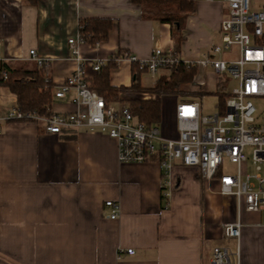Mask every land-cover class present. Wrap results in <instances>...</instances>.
Wrapping results in <instances>:
<instances>
[{
    "label": "crops",
    "instance_id": "1",
    "mask_svg": "<svg viewBox=\"0 0 264 264\" xmlns=\"http://www.w3.org/2000/svg\"><path fill=\"white\" fill-rule=\"evenodd\" d=\"M194 3L181 29L183 59L204 54L225 13L220 2ZM101 17L113 25L97 47L81 46L85 59H145L156 46L175 47L171 25L131 0H0V63L38 70L29 59L34 49L49 60L41 74L54 91L77 67L67 40L77 35L79 19ZM132 67L116 63L110 85L130 88ZM84 72L92 81V68L86 64ZM142 73L140 86L151 88L155 81L145 85ZM140 95L129 90L119 98ZM74 96L72 90L53 96L52 112L75 111ZM162 97L160 129L176 138L175 104ZM15 104L14 94L0 86V264H211L215 247L228 249L234 264H264V210L238 208L234 197L218 193L216 181L204 182L195 168L178 162L166 175L156 157L121 163L115 141L98 132L81 127L49 134L40 122L7 121L5 111ZM107 200L120 204L115 219ZM234 221L241 224L238 239L222 233L223 224Z\"/></svg>",
    "mask_w": 264,
    "mask_h": 264
},
{
    "label": "built area",
    "instance_id": "2",
    "mask_svg": "<svg viewBox=\"0 0 264 264\" xmlns=\"http://www.w3.org/2000/svg\"><path fill=\"white\" fill-rule=\"evenodd\" d=\"M205 1L222 3L225 13L218 29L219 42L208 44L200 58L183 59L172 47L156 46L145 59L132 54L111 56L106 60L85 59L81 46L97 47L99 43L90 44L78 31L75 37L67 40L69 56L76 60L77 67L53 91L54 98H63L74 91L72 102L77 109L70 113L52 112L45 118L35 112H23L15 104L6 109L4 119L40 122L49 134L81 127L98 132L115 141L117 160L121 163H142L156 157L166 175L173 163L178 162L195 168L204 182L216 181L218 193L234 197L238 208L241 205L249 212L264 210V111L259 114L256 105L264 101V0L260 6L256 0ZM233 48L237 58L222 60L216 57ZM29 59L40 69L50 66L49 60L34 49L29 50ZM110 60L115 64L126 60L152 77L158 72L162 76L170 75L179 66L196 68L198 72L191 84L196 90L205 86L211 76L214 91L205 93L218 96L217 110L203 115L197 97L176 102L177 137L167 138L159 124L147 126L131 112L128 104L107 103L90 87L84 66L87 64L97 72ZM231 80L236 81V86L228 90ZM218 88L220 91L216 90ZM141 94V98L150 97L147 93ZM248 148L251 149L253 173L249 172ZM225 164L234 166V172H226ZM104 205L110 210L109 218L119 216V202L107 200ZM164 208H168L167 202ZM240 228L239 221L227 222L222 226V233L238 239ZM126 252L132 254L133 250ZM211 264H234L232 254L228 249L215 247Z\"/></svg>",
    "mask_w": 264,
    "mask_h": 264
},
{
    "label": "trees",
    "instance_id": "3",
    "mask_svg": "<svg viewBox=\"0 0 264 264\" xmlns=\"http://www.w3.org/2000/svg\"><path fill=\"white\" fill-rule=\"evenodd\" d=\"M29 1L31 3L36 2V0ZM131 2L140 6L146 12H152L153 7H176L174 12L167 11L163 15L158 12L152 13L160 22L171 25L172 37L175 42L174 49L178 52L182 41L181 29L186 15L192 13L195 9L194 0H131ZM112 25L113 20L105 17L79 19L78 31L81 35H84L90 44H96L107 39ZM114 65L115 63L110 60L99 71L94 72L93 80L87 79L90 87L102 96L107 103L118 100L120 93L129 90L136 93L155 95L154 98L135 97L127 99L131 112L147 126L157 125L161 120V97L164 95L185 94L183 88L191 84L198 72L196 68L188 69L179 66L168 78L161 76L151 88H142L138 81L140 71L133 66L136 75L130 88H115L110 85L109 79V71ZM42 70L16 69L6 63H0V86L8 88L14 94L16 104L20 106L23 112H35L40 117L49 118L52 113L51 105L54 92L50 81L41 74ZM188 95L196 97L199 94L191 92Z\"/></svg>",
    "mask_w": 264,
    "mask_h": 264
},
{
    "label": "rangeland",
    "instance_id": "4",
    "mask_svg": "<svg viewBox=\"0 0 264 264\" xmlns=\"http://www.w3.org/2000/svg\"><path fill=\"white\" fill-rule=\"evenodd\" d=\"M256 1H257V6H260L262 4V0H256ZM175 10H176L175 6H171L170 8H167L164 6H162L160 8H154V7L152 8V12H154V13L158 12L160 15H163L167 11H170V12L173 11L174 12ZM211 39H212L211 43H218L219 39H220L219 38V32L216 30L214 32H212V38ZM205 50H206V48H205ZM216 57L219 59H222V60H233V59L237 58V52H236L235 48H233V49L229 50L228 52H223V53L218 54ZM160 74H161V72H158L157 74H155L154 77H152L149 73L143 72L141 77H142L143 83L145 85L151 86L154 83V81H156L160 77ZM167 75L168 74L163 75V76L168 78L170 75H168V76ZM235 86H236V81L231 80L229 82L228 90L232 89ZM208 90L214 91L211 76H209V78H207V83L203 87H200L198 89L196 88V90H195L193 85L189 84L183 88V91L186 92L187 94L185 93V94H179V95H175V94L164 95L162 97V99L167 100V102L170 104H175L176 102L186 101L189 98H191L192 95H188L189 93H191V92L197 93V91H199L201 93H199V95H196V97L198 98V101L201 104V112L203 113V115H211V114L215 113L217 110L216 106L219 103V98H218V96H216L214 94H206L205 92ZM216 90L220 91V88H218ZM147 94L151 95L149 93H147ZM140 96H142V95H140ZM140 96L138 98H141ZM119 97H120V94H119ZM130 97L131 96L127 97V99ZM147 98H150V97L148 96ZM118 101L122 102L125 105L128 104L127 101H124L122 98H118ZM256 105L259 109V114H261L264 111V109H263L264 101L260 102V104L258 102H256ZM162 125H164V123ZM246 152H247V159H248V163H249V172L253 173L254 169H253L252 162H251V149L248 148L246 150ZM224 169L228 173H233L235 170L234 166L229 165V164H225Z\"/></svg>",
    "mask_w": 264,
    "mask_h": 264
}]
</instances>
